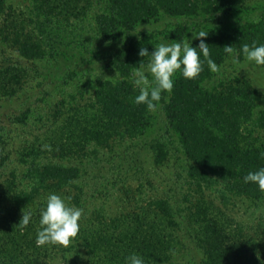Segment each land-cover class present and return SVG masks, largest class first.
<instances>
[{
  "label": "trees",
  "instance_id": "16d2710c",
  "mask_svg": "<svg viewBox=\"0 0 264 264\" xmlns=\"http://www.w3.org/2000/svg\"><path fill=\"white\" fill-rule=\"evenodd\" d=\"M249 1L106 0L104 9L95 16L96 33L108 45L130 36L121 47L104 52L102 57L87 47L89 58L75 62L82 53L72 54L67 50L61 27L83 17L91 7V0H30L27 20L23 15L5 14L6 0H0V17H3L0 40L22 57H59L69 61L71 77L84 61L116 76L96 82L90 111L74 109L62 114L61 107L57 108L53 117L58 120L63 117V122L49 131L46 142L33 143L26 153L25 157L31 158L26 175L34 185L29 192L16 191L13 182L0 189V264H53L73 243L83 250L82 264H124V258L133 252L142 255L146 264H176L173 255L179 223L173 206L165 198L150 199L138 207L137 213L126 222L129 225L125 232L114 236L97 231L93 234L82 225L76 240L67 247H37L40 225L34 220L46 203L39 202V197L59 194L63 187L75 188L80 172L75 167L35 161L50 154L61 158L84 155L91 143L108 148L115 140L145 136L152 126L154 112L147 110L146 105L133 103L138 89L129 79L133 68L141 63L147 66L149 57L139 56L140 48L147 47L151 52L161 42L182 39H189L196 47L199 40L192 39V31L204 29L208 31L204 39L211 57L220 64L228 57L223 50L226 45L240 49L245 43H264V5L251 9ZM255 9V19L248 18ZM163 18L174 22L161 29L136 31L139 26L155 25ZM25 21L33 24L31 32L25 28ZM9 70L0 71L3 78L10 74ZM210 72L205 64L204 71L194 80L177 73L173 90L166 92V99L159 102L166 125L176 137L185 163L189 164L186 178L197 188V197L187 208V226L200 252L201 264H260L264 256V229L259 228L254 235L243 231L229 217L213 213L203 194L222 183L235 195L254 201L263 198L264 191L253 183H245L243 177L264 167L261 156L264 136L249 138L243 129L250 123L264 127V110H257L259 93L246 80L235 78L209 90L204 88ZM12 76L9 80L19 79L15 74ZM16 83V87L0 84V96L16 95L22 89V84ZM150 148L154 151V163L162 164L166 156L164 145L155 143ZM79 202L76 198L69 203L78 207ZM29 210L32 220L24 227L19 222L22 212ZM114 222L107 224L118 226L119 220Z\"/></svg>",
  "mask_w": 264,
  "mask_h": 264
},
{
  "label": "rangeland",
  "instance_id": "374dc122",
  "mask_svg": "<svg viewBox=\"0 0 264 264\" xmlns=\"http://www.w3.org/2000/svg\"><path fill=\"white\" fill-rule=\"evenodd\" d=\"M248 4L251 9L258 8L264 5V0H250ZM5 5L8 8L5 14L23 15L26 20L30 18V0H6ZM105 5L106 0H91V7L83 17L61 27L64 30V44L68 45L67 50L72 54L82 53L75 62L89 58L87 47L100 53L102 57L104 52L121 47L130 36L128 34L110 45L100 39L96 33L95 16ZM256 10L248 18L255 19ZM2 19L0 17V22ZM173 22L174 19L163 18L155 25L139 26L136 31L161 29L165 24ZM32 27L33 24L26 23L28 31L31 32ZM55 44L53 41V47ZM218 65L220 72H210L203 84L204 88L209 90L235 78L246 80L259 93L257 110H264V66L248 62L243 56L239 57V63H233L228 56ZM4 68H10V74L5 79L3 73H0V84H14L16 87V82H19L22 89L14 96H0V189L13 182L16 191L27 193L34 185L26 175L31 160L30 157H25L26 153L33 143L37 145L41 141L46 142L49 131L55 130L63 122V117L59 120L53 117L57 108L61 107L62 114L74 109L86 110L92 103L96 82L116 76L97 64L84 61L71 77V62H65L59 57L27 59L0 40V71ZM14 74L19 79L9 80V76L12 78ZM146 75L151 86V74L146 71ZM166 96L167 93L164 92L161 98L165 100ZM256 124H248L243 129V134L249 138L264 136V127ZM155 143L164 145L166 156L162 164L154 163V151L150 147ZM35 162L60 164L79 170L80 176L75 181V188L63 187L59 195L68 198V203L79 199L78 207L84 210L80 226L87 227L93 234L97 231L114 236L125 232L129 225L126 222L132 214L137 213L138 207L144 206L150 199H167L173 206L179 223L174 244L175 263L201 264L200 252L191 240L190 227L187 226V208L197 197V188L195 183L186 178L185 172L189 164L185 163L178 141L166 125L160 104L154 112L150 130L141 138L115 140L108 148L91 143L86 147L84 155L75 154L66 158L52 154L42 155ZM203 197L205 202L211 204L210 210L213 213L229 217L243 231L254 235L259 228L264 229V196L254 201L228 192L225 184L220 183L206 190ZM44 198L39 197V202H46ZM4 210L7 212L5 207ZM38 216L34 222L39 226L40 214ZM85 220L91 221L87 223ZM116 220H119L118 226L107 224L109 221L116 223ZM84 258L83 250L77 243H73L53 264H82ZM260 264H264V256Z\"/></svg>",
  "mask_w": 264,
  "mask_h": 264
},
{
  "label": "clouds",
  "instance_id": "9594fccd",
  "mask_svg": "<svg viewBox=\"0 0 264 264\" xmlns=\"http://www.w3.org/2000/svg\"><path fill=\"white\" fill-rule=\"evenodd\" d=\"M192 39H198L199 44L193 47L191 41L173 40L172 42H161L149 52L147 47H141L139 56L149 57L146 70L143 63L140 67L133 68L129 77L138 94L133 98L136 105H146L147 110L155 112L161 101L162 93H171L174 87L175 78L179 73L183 78L194 80L204 71L207 64L212 73H219L221 68L211 57L209 44L204 38L208 31L199 29L192 31ZM224 52L232 58L233 63H239L240 55L244 59L258 66H264V43L243 44L240 49H234L232 45L223 47ZM146 71L151 74L152 81L149 86V79ZM264 157V153H261ZM245 183H253L264 191V167L255 171H249L243 177ZM84 210L68 203L65 198L57 193H49L46 204L40 210V227L37 229L36 246L71 245L80 231V221ZM32 220V212H22V219L19 224L27 227ZM124 264H146L144 257L138 253H131L124 258Z\"/></svg>",
  "mask_w": 264,
  "mask_h": 264
}]
</instances>
